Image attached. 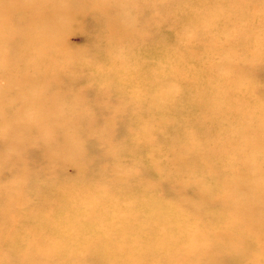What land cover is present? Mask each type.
<instances>
[{
    "label": "rangeland",
    "instance_id": "374dc122",
    "mask_svg": "<svg viewBox=\"0 0 264 264\" xmlns=\"http://www.w3.org/2000/svg\"><path fill=\"white\" fill-rule=\"evenodd\" d=\"M23 1L0 264H264V0Z\"/></svg>",
    "mask_w": 264,
    "mask_h": 264
},
{
    "label": "bare ground",
    "instance_id": "6f19581e",
    "mask_svg": "<svg viewBox=\"0 0 264 264\" xmlns=\"http://www.w3.org/2000/svg\"><path fill=\"white\" fill-rule=\"evenodd\" d=\"M32 1H34V0H24L23 1V4H25V3H27V2H32ZM250 217V216H249Z\"/></svg>",
    "mask_w": 264,
    "mask_h": 264
}]
</instances>
